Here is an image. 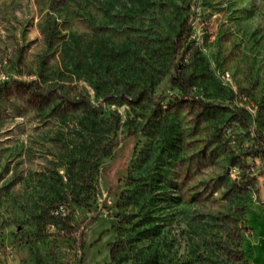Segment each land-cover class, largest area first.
<instances>
[{
	"label": "rangeland",
	"instance_id": "374dc122",
	"mask_svg": "<svg viewBox=\"0 0 264 264\" xmlns=\"http://www.w3.org/2000/svg\"><path fill=\"white\" fill-rule=\"evenodd\" d=\"M259 137L264 0H0V264H264Z\"/></svg>",
	"mask_w": 264,
	"mask_h": 264
},
{
	"label": "trees",
	"instance_id": "16d2710c",
	"mask_svg": "<svg viewBox=\"0 0 264 264\" xmlns=\"http://www.w3.org/2000/svg\"><path fill=\"white\" fill-rule=\"evenodd\" d=\"M258 142H259V144L262 146V148H264V137H259V139H258ZM251 158V157H250ZM247 162V161H246ZM252 162V161H251ZM250 166L251 165H253V163L252 164H249Z\"/></svg>",
	"mask_w": 264,
	"mask_h": 264
}]
</instances>
